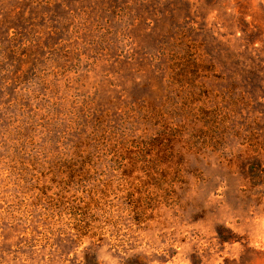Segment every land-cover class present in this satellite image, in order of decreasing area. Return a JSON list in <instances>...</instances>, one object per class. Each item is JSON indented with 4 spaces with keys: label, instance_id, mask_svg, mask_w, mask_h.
<instances>
[{
    "label": "rangeland",
    "instance_id": "rangeland-1",
    "mask_svg": "<svg viewBox=\"0 0 264 264\" xmlns=\"http://www.w3.org/2000/svg\"><path fill=\"white\" fill-rule=\"evenodd\" d=\"M0 264H264V0H0Z\"/></svg>",
    "mask_w": 264,
    "mask_h": 264
},
{
    "label": "trees",
    "instance_id": "trees-1",
    "mask_svg": "<svg viewBox=\"0 0 264 264\" xmlns=\"http://www.w3.org/2000/svg\"><path fill=\"white\" fill-rule=\"evenodd\" d=\"M108 123L109 122L107 121L101 123L99 127H96L95 130L89 133V139L93 140V142H95L101 148L103 146H106L109 148L110 146L109 141H112V139L115 141L117 140V138H119V136H117L115 132L112 131V128ZM86 124H88L87 121L83 124V129H86ZM79 129L81 130V128ZM80 136H81L80 138L82 139L83 137L85 138V136H82V134ZM80 237L88 238V237H93V236H87V234H84L83 236H80Z\"/></svg>",
    "mask_w": 264,
    "mask_h": 264
}]
</instances>
